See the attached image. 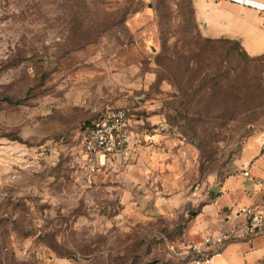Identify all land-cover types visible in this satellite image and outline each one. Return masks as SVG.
<instances>
[{"label":"rangeland","instance_id":"1","mask_svg":"<svg viewBox=\"0 0 264 264\" xmlns=\"http://www.w3.org/2000/svg\"><path fill=\"white\" fill-rule=\"evenodd\" d=\"M116 108L165 138L154 193L213 199L264 155V55L206 37L193 0H0V264L186 263L201 203L146 214L84 165Z\"/></svg>","mask_w":264,"mask_h":264},{"label":"crops","instance_id":"2","mask_svg":"<svg viewBox=\"0 0 264 264\" xmlns=\"http://www.w3.org/2000/svg\"><path fill=\"white\" fill-rule=\"evenodd\" d=\"M249 1L261 5L262 8L252 4L245 5L243 0H193L196 22L208 38L236 40L248 55H263L264 0ZM139 123V120L134 121L132 135L134 149L139 154L134 151L131 163L121 170L113 165L106 167L104 172L106 180H113L118 184L123 203L128 208L146 214H168L201 203V206L198 204L200 210L190 224V241L201 242L207 233L231 228L241 235L247 220L242 214H238L237 208L264 203V184H257L258 181L264 182V155L252 164L249 178L229 177L213 199L203 201L205 197L196 198L189 188H186L184 183L180 185L178 180H172L176 191L164 198L159 195L160 190L154 193L152 189L157 187L156 169H161L158 165L164 163L157 146L164 143L165 138L157 129H154L150 136L140 134L137 129ZM139 134L142 137H139ZM145 140L149 142L142 145ZM196 195L199 196L200 193ZM232 242L239 244H231ZM225 254L229 255L226 257L229 264H264V234L250 240H245L242 236L233 238L226 243L221 256L215 258L214 263L224 258ZM230 255L233 256L232 262Z\"/></svg>","mask_w":264,"mask_h":264},{"label":"built area","instance_id":"3","mask_svg":"<svg viewBox=\"0 0 264 264\" xmlns=\"http://www.w3.org/2000/svg\"><path fill=\"white\" fill-rule=\"evenodd\" d=\"M243 3L252 4L249 0H243ZM252 5L262 8L261 5ZM133 126L134 120L129 111L116 108L106 111L91 128H88L82 150L84 165L89 170L90 176L108 166L115 165L121 170L131 163L134 158ZM240 177L249 178V170H242ZM257 184L263 186L264 182L258 181ZM237 212L247 220L243 233L239 235L231 228L207 233L202 237L201 242H189L181 254L186 259L185 264H213L215 258L221 256L226 243L233 238L242 236L245 240H250L264 234V203L256 206H240Z\"/></svg>","mask_w":264,"mask_h":264},{"label":"trees","instance_id":"4","mask_svg":"<svg viewBox=\"0 0 264 264\" xmlns=\"http://www.w3.org/2000/svg\"><path fill=\"white\" fill-rule=\"evenodd\" d=\"M219 40V39H218ZM232 41H235V42H237L239 45H240V43L238 42V41H236V40H232ZM241 46V45H240ZM242 48V47H241ZM242 50L244 51V49L242 48ZM244 53L246 54V55H248L245 51H244ZM264 55V54H263ZM248 56H250V55H248ZM259 56H262V55H259ZM130 113V112H129ZM131 114V113H130ZM97 120H98V118H97ZM92 125H93V123H89V128H91L92 127Z\"/></svg>","mask_w":264,"mask_h":264}]
</instances>
